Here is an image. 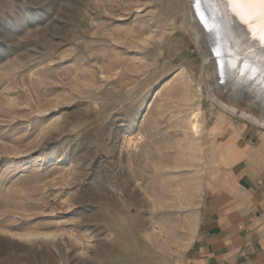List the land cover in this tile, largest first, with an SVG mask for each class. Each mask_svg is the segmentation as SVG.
I'll list each match as a JSON object with an SVG mask.
<instances>
[{
    "label": "rangeland",
    "instance_id": "obj_1",
    "mask_svg": "<svg viewBox=\"0 0 264 264\" xmlns=\"http://www.w3.org/2000/svg\"><path fill=\"white\" fill-rule=\"evenodd\" d=\"M195 10L0 0V264H162L185 249L222 138L264 127V98L219 81Z\"/></svg>",
    "mask_w": 264,
    "mask_h": 264
},
{
    "label": "crops",
    "instance_id": "obj_2",
    "mask_svg": "<svg viewBox=\"0 0 264 264\" xmlns=\"http://www.w3.org/2000/svg\"><path fill=\"white\" fill-rule=\"evenodd\" d=\"M232 128L190 241L162 264H264V127Z\"/></svg>",
    "mask_w": 264,
    "mask_h": 264
},
{
    "label": "bare ground",
    "instance_id": "obj_3",
    "mask_svg": "<svg viewBox=\"0 0 264 264\" xmlns=\"http://www.w3.org/2000/svg\"><path fill=\"white\" fill-rule=\"evenodd\" d=\"M207 1L210 7L206 5ZM195 4L200 14L198 20L200 27L205 33L207 43L211 45L212 50L209 49V54L219 71V81L224 80L227 83L228 80L229 84L233 79L236 84H249L264 98V48L253 39L251 31L240 22L231 8L226 6V0H202V7L199 6L198 0H190V8L192 7L193 11ZM203 4L210 11L209 16ZM195 15L192 16L196 17ZM218 29L222 33L223 44ZM253 77H262L263 83L252 82ZM191 126L193 131L197 132L199 128L197 123Z\"/></svg>",
    "mask_w": 264,
    "mask_h": 264
},
{
    "label": "snow or ice",
    "instance_id": "obj_4",
    "mask_svg": "<svg viewBox=\"0 0 264 264\" xmlns=\"http://www.w3.org/2000/svg\"><path fill=\"white\" fill-rule=\"evenodd\" d=\"M226 6L239 17L264 48V0H226Z\"/></svg>",
    "mask_w": 264,
    "mask_h": 264
},
{
    "label": "water",
    "instance_id": "obj_5",
    "mask_svg": "<svg viewBox=\"0 0 264 264\" xmlns=\"http://www.w3.org/2000/svg\"><path fill=\"white\" fill-rule=\"evenodd\" d=\"M199 1V6H201L202 7V0H198ZM203 6H204V8H205V12H207V16H209V14H210V11L208 10V8H207V6L206 5H204L203 4ZM197 14V13H196ZM218 32H219V29H218ZM219 38H221L222 37V33L221 32H219ZM223 38V37H222ZM212 50V49H211ZM248 109H255V110H257L258 111V113H259V109L257 108V107H255V106H252L251 108H248Z\"/></svg>",
    "mask_w": 264,
    "mask_h": 264
}]
</instances>
